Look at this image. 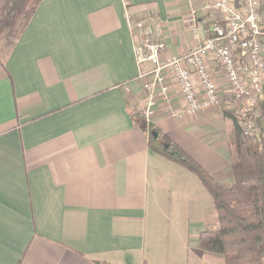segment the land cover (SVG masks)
Listing matches in <instances>:
<instances>
[{
    "label": "crops",
    "instance_id": "1",
    "mask_svg": "<svg viewBox=\"0 0 264 264\" xmlns=\"http://www.w3.org/2000/svg\"><path fill=\"white\" fill-rule=\"evenodd\" d=\"M203 3L44 0L38 6L0 69V264H195L190 254L193 261L224 264L219 255L197 253L199 233L218 228L216 214L183 220L185 207L175 199L187 194L189 172L152 152L141 126L167 135L228 187L234 119L215 109L173 116L181 102L166 73L170 101L156 91L147 122L150 93L140 74L150 65L138 63L130 28L131 18L153 19L166 45L163 57L186 55L213 20L199 12ZM193 11L198 36L189 23ZM170 188L177 190L175 205L159 199ZM169 227L175 251L157 245Z\"/></svg>",
    "mask_w": 264,
    "mask_h": 264
},
{
    "label": "built area",
    "instance_id": "2",
    "mask_svg": "<svg viewBox=\"0 0 264 264\" xmlns=\"http://www.w3.org/2000/svg\"><path fill=\"white\" fill-rule=\"evenodd\" d=\"M199 12L213 20L183 56L163 57L166 45L153 19L130 23L138 63L150 65L140 74L143 91L150 93L143 117L148 122L154 116L156 91L160 100L170 101L169 73L181 102L173 116L210 109L230 115L244 136L259 138L264 160V0H204ZM197 14L189 18L194 36Z\"/></svg>",
    "mask_w": 264,
    "mask_h": 264
},
{
    "label": "trees",
    "instance_id": "3",
    "mask_svg": "<svg viewBox=\"0 0 264 264\" xmlns=\"http://www.w3.org/2000/svg\"><path fill=\"white\" fill-rule=\"evenodd\" d=\"M43 1L7 0L0 8V69L4 70L5 61ZM139 21L130 19L131 24ZM141 128L148 132L149 149L191 173L212 200L218 228L199 233L198 251L219 255L224 264H264V160L259 138L244 136L234 120L230 149L234 183L225 187L167 135L144 124Z\"/></svg>",
    "mask_w": 264,
    "mask_h": 264
},
{
    "label": "rangeland",
    "instance_id": "4",
    "mask_svg": "<svg viewBox=\"0 0 264 264\" xmlns=\"http://www.w3.org/2000/svg\"><path fill=\"white\" fill-rule=\"evenodd\" d=\"M3 55H4V52H2V58H3ZM233 127H234V125H233ZM233 130L234 129L231 130V134L228 136V139L230 140V149H231V142L233 141V136H234ZM186 175H187V180H186L185 187L187 186L186 187L187 194L184 195L182 198H176L175 199V202L179 204L177 206L185 207V211L187 212V213L186 212L183 213V216H186V218L183 220L184 221L185 220L202 221L204 219L208 220V219L212 218L214 216L215 212H214V208H213V204H212V200H211L210 196L207 194V192L203 188V186L198 182V180L191 173H188ZM169 183L173 184V183H175V180H173L172 178H168L167 184H169ZM170 190H171V193H168V192L166 194L162 193L159 196L161 203H163V204H174L175 205V202L173 200L174 195L172 194V192L175 193V192H177V190L174 188H170ZM176 196L178 197V195H176ZM207 228L210 229V227H207V226L204 229H207ZM158 232H160V234L163 233L162 229H160ZM166 232H167V234L165 233V231L162 234L164 237L163 242L157 243L159 248H160V245L164 246V244H167L168 248L172 245L171 246L172 249H173V247L174 248L178 247L179 245H178L176 238H175V236H176L175 230L173 228L169 227L168 229H166ZM157 237L160 238V235L157 234ZM173 251H175V250L173 249ZM177 253H179V251ZM197 253H199V251ZM180 256L182 257L183 254L181 253ZM193 257H194L193 254H190L188 262L195 263V264H204V263H202L203 261L200 258H197V259H195V261H193L192 260Z\"/></svg>",
    "mask_w": 264,
    "mask_h": 264
}]
</instances>
